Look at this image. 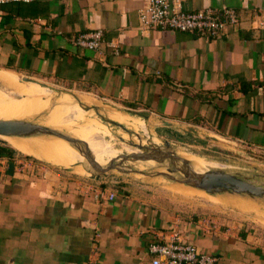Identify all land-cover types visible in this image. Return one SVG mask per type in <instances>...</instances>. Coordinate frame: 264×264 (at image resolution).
<instances>
[{
	"label": "crops",
	"instance_id": "crops-1",
	"mask_svg": "<svg viewBox=\"0 0 264 264\" xmlns=\"http://www.w3.org/2000/svg\"><path fill=\"white\" fill-rule=\"evenodd\" d=\"M144 3L2 4L0 71L77 86L136 116L123 113L128 117L153 121L159 133L178 140L194 133L210 146L222 140L264 158V0H183L188 11L236 13L237 22L216 37L141 31L137 11ZM95 29L102 32L98 51L71 41ZM9 145L28 157L15 150L0 156V264H148V246L173 234L215 256L216 264H264V234L239 219L181 208L135 182L117 188L106 174L58 172L19 143Z\"/></svg>",
	"mask_w": 264,
	"mask_h": 264
},
{
	"label": "rangeland",
	"instance_id": "rangeland-1",
	"mask_svg": "<svg viewBox=\"0 0 264 264\" xmlns=\"http://www.w3.org/2000/svg\"><path fill=\"white\" fill-rule=\"evenodd\" d=\"M16 75L17 76L11 73L7 74L0 71V82L10 87L12 92L19 88L20 83H34L49 89L53 94V99H57L58 97L65 95L71 97L74 101H77V98H79L84 103L95 104L93 100H90L86 97H78L81 94H88L95 100L99 101L100 106L106 109L104 111L105 115L109 113V116L106 115L107 117H111L113 115V113H110L107 110L119 111L136 117L132 112L127 111L122 106H118L115 102L99 98L80 87L66 85L57 81L39 80L29 76H22L19 74ZM13 97L14 99H20V96L17 95H14ZM77 103H79L83 110L92 112L94 118L109 127L112 132V140H109L105 144L101 145V148L104 150H99L101 154L99 159L102 158V163H106L105 165H107V162L111 159L112 161L114 160V163L120 162V167L118 170L112 169L105 173L107 178H112L118 182L116 185L117 188H119L124 182H135L141 184V186H146L152 190H157L161 194L170 196L172 200L181 208L189 210H202L218 215L223 214V216L227 218L234 217L235 219H239L242 222L247 223V226L250 229L255 230V232L264 234V195L261 198L256 199L250 198L246 195H235L229 193L211 195L204 191L162 176L161 173L163 170L168 174L167 170L165 169L168 167L167 164L162 165L154 161H150L148 163L140 162L139 159L135 161H122L127 155L142 152L143 148L140 149L139 146L144 148L155 147L159 150L173 152L175 155L187 160L190 165L192 163L194 171L199 172L205 168H225L224 171L227 173L245 177L257 186L264 187L263 156L259 157L258 154H252L243 149L241 146L239 147L238 145H234L230 142H225L222 140L216 141L218 146H210L203 142V140H199L194 133L190 134L189 132H185L183 135H180L182 139L178 140L177 136L173 134L167 132L159 133L158 130L155 129V123L153 121L146 122L142 120L144 123L141 127L142 131L135 133L131 130H127L121 125H116L117 123L112 124L103 115V113L99 112V110L84 105L78 101ZM3 110H5V108L0 110V117L3 114ZM25 121L35 123L32 120ZM126 121L128 124L131 122L129 119H126ZM60 132L65 133L63 131ZM117 133L125 134L127 138L134 137L140 141V144H132V142L130 144V142H128L129 139H126L125 137L120 138ZM110 136H108V139ZM1 138L2 137L0 136V140L4 141ZM153 138L159 140V142H154L155 145L152 144L153 141L151 142ZM190 139H193L194 141H191ZM1 141L0 145L12 148L10 147L11 145H9L12 144L11 141H7L8 144ZM165 141L169 143V148H165ZM12 146L16 145L13 144ZM15 152L22 154L16 150ZM39 162L44 164V166L46 165L50 168H54L58 172L63 173L65 170H67L72 172L75 176L80 177H86L90 175L86 173H76L72 168L64 169L55 167L44 161ZM82 166L87 168L89 167L87 163H83ZM169 175L175 178L182 177V174L178 171L169 173Z\"/></svg>",
	"mask_w": 264,
	"mask_h": 264
},
{
	"label": "bare ground",
	"instance_id": "bare-ground-1",
	"mask_svg": "<svg viewBox=\"0 0 264 264\" xmlns=\"http://www.w3.org/2000/svg\"><path fill=\"white\" fill-rule=\"evenodd\" d=\"M14 95L20 96V99H14ZM77 101H74L71 97L65 95L53 99V94L49 89L34 83H20L19 88L12 92L10 87L0 82V110L3 108L6 110V118L0 117V120H32L36 124L63 131L67 135L85 142L88 150L82 146H74L65 140L51 136L15 134H3L0 136L5 140L19 143L22 145V151L40 158L45 162L47 161V163L52 162L54 165L62 168H72L79 174H89L90 167H83L82 164L91 163L94 158L95 162L100 166L105 165L102 163V158L99 159V156L101 155L99 150H104L101 148V144L107 142L104 141V139L110 136V130L95 119L92 112L83 110ZM83 104L87 106L94 105L87 103ZM93 108L97 109L95 107ZM97 110L103 113V115L108 120L110 119V121L113 120L115 123L118 122L117 124H124L137 133L142 131L141 127L144 123L140 119L131 118L123 113L113 110H107L108 112L113 113L111 117H107L109 116V113L106 114L107 116L105 115L104 111L106 109L104 107ZM83 112L92 116V118L86 117ZM126 119H129L131 122L128 124ZM152 141L153 144L154 142H159L156 138H153ZM128 142H130V144L131 142L132 144H140V141L137 139L134 140L133 137L129 138ZM139 160L140 162L146 163L152 161L142 158ZM113 161L110 160L107 163H114ZM165 169L167 170L168 175L169 173H172L168 167ZM224 170L225 168H207L195 172H226ZM162 174L167 173L163 170L161 175Z\"/></svg>",
	"mask_w": 264,
	"mask_h": 264
},
{
	"label": "built area",
	"instance_id": "built-area-1",
	"mask_svg": "<svg viewBox=\"0 0 264 264\" xmlns=\"http://www.w3.org/2000/svg\"><path fill=\"white\" fill-rule=\"evenodd\" d=\"M33 0H0V5L6 3H30ZM139 29L169 30L182 33H201L216 37L225 28L237 22L236 13L231 8L213 10L204 8L188 11L184 8L183 0H145L144 5L137 11ZM259 25L264 27V21ZM102 39L100 29L80 33L71 41L76 46L98 51ZM116 53L115 46H112ZM117 54V53H116ZM18 164H23L21 161ZM3 162L0 159V168ZM21 166V165H20ZM113 194L108 199H113ZM150 260L148 264H216L217 258L202 253L198 247L188 240H182L178 234L164 243H152L148 246Z\"/></svg>",
	"mask_w": 264,
	"mask_h": 264
},
{
	"label": "water",
	"instance_id": "water-1",
	"mask_svg": "<svg viewBox=\"0 0 264 264\" xmlns=\"http://www.w3.org/2000/svg\"><path fill=\"white\" fill-rule=\"evenodd\" d=\"M109 122L112 124L115 123L110 120ZM116 125L120 126L119 124ZM125 131L128 132L127 130ZM3 134L51 136L65 140L74 146H82L88 150L86 143L83 141L75 139L58 130L25 120H0V135ZM164 146L165 148H169V143L165 141ZM139 148H143V151L127 155L122 161H135L142 158L152 160L162 165L167 164L170 171H178L182 174V177L175 178L168 174H162V176L211 195L229 193L235 195H246L255 199L261 198L264 195V187L257 186L245 177H240L239 175L222 171L196 173L188 161L175 155L173 152L159 150L155 147L144 148L139 146ZM87 164L90 167V175L94 177L101 176L112 169L118 170L120 167V162L100 166L95 162L94 158L91 163Z\"/></svg>",
	"mask_w": 264,
	"mask_h": 264
},
{
	"label": "trees",
	"instance_id": "trees-1",
	"mask_svg": "<svg viewBox=\"0 0 264 264\" xmlns=\"http://www.w3.org/2000/svg\"><path fill=\"white\" fill-rule=\"evenodd\" d=\"M14 154V150L12 148H9L7 146L4 145H0V156H8V157H12ZM207 169V168H205ZM203 169V170H205ZM214 169H221V168H214Z\"/></svg>",
	"mask_w": 264,
	"mask_h": 264
},
{
	"label": "flooded vegetation",
	"instance_id": "flooded-vegetation-1",
	"mask_svg": "<svg viewBox=\"0 0 264 264\" xmlns=\"http://www.w3.org/2000/svg\"><path fill=\"white\" fill-rule=\"evenodd\" d=\"M81 110V109H80ZM84 113V112H83ZM85 115H87L86 113H84ZM130 130V129H129ZM131 131H133V132H135L133 129H131ZM135 133H137V132H135Z\"/></svg>",
	"mask_w": 264,
	"mask_h": 264
}]
</instances>
